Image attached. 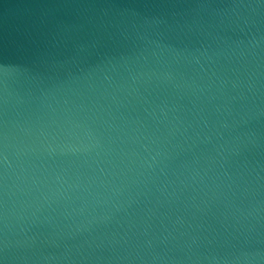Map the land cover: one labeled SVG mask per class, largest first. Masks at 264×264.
<instances>
[{
	"label": "water",
	"instance_id": "1",
	"mask_svg": "<svg viewBox=\"0 0 264 264\" xmlns=\"http://www.w3.org/2000/svg\"><path fill=\"white\" fill-rule=\"evenodd\" d=\"M0 264H264V0H0Z\"/></svg>",
	"mask_w": 264,
	"mask_h": 264
}]
</instances>
